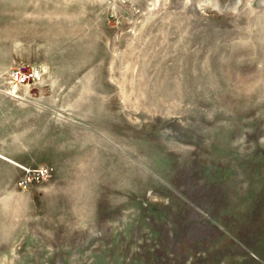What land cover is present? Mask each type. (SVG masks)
<instances>
[{"label":"rangeland","instance_id":"1","mask_svg":"<svg viewBox=\"0 0 264 264\" xmlns=\"http://www.w3.org/2000/svg\"><path fill=\"white\" fill-rule=\"evenodd\" d=\"M0 264H264V0H0Z\"/></svg>","mask_w":264,"mask_h":264},{"label":"built area","instance_id":"2","mask_svg":"<svg viewBox=\"0 0 264 264\" xmlns=\"http://www.w3.org/2000/svg\"><path fill=\"white\" fill-rule=\"evenodd\" d=\"M22 65H17L10 70V76L15 80L24 83L25 81H37L40 77V72L35 68H30L29 70H24ZM26 174L33 176L37 179H41L48 174V169L37 168L33 172L26 171ZM30 178V177H28Z\"/></svg>","mask_w":264,"mask_h":264}]
</instances>
